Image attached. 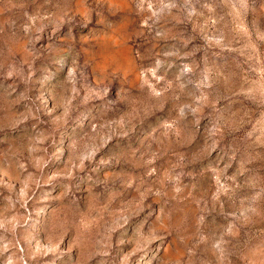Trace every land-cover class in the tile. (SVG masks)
Masks as SVG:
<instances>
[{"label":"rangeland","instance_id":"obj_1","mask_svg":"<svg viewBox=\"0 0 264 264\" xmlns=\"http://www.w3.org/2000/svg\"><path fill=\"white\" fill-rule=\"evenodd\" d=\"M0 264H264V0H0Z\"/></svg>","mask_w":264,"mask_h":264}]
</instances>
